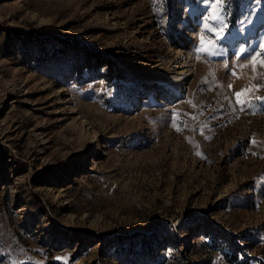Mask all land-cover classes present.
I'll return each instance as SVG.
<instances>
[{
	"label": "rangeland",
	"instance_id": "1",
	"mask_svg": "<svg viewBox=\"0 0 264 264\" xmlns=\"http://www.w3.org/2000/svg\"><path fill=\"white\" fill-rule=\"evenodd\" d=\"M0 22V264H264V0Z\"/></svg>",
	"mask_w": 264,
	"mask_h": 264
},
{
	"label": "snow or ice",
	"instance_id": "2",
	"mask_svg": "<svg viewBox=\"0 0 264 264\" xmlns=\"http://www.w3.org/2000/svg\"><path fill=\"white\" fill-rule=\"evenodd\" d=\"M160 2L162 3L163 0H160ZM216 2L219 3L220 0H216ZM203 3H205L208 7H211L212 6V3H213V0H203ZM217 19H220V17L219 16H214V15H205L203 17V27H204V29L207 32H214V26L211 24V21L212 20H217ZM200 50H201L200 48L197 49V51H200ZM204 50L207 51L208 49H204ZM240 51L243 52L244 49H241ZM262 55H264V54H262ZM261 63L264 64V60H262ZM236 96H237V102L238 103H244V102H241L239 100V96H240V93L239 92L236 93ZM262 99H264V98H262ZM254 142L255 141H253V143Z\"/></svg>",
	"mask_w": 264,
	"mask_h": 264
},
{
	"label": "trees",
	"instance_id": "3",
	"mask_svg": "<svg viewBox=\"0 0 264 264\" xmlns=\"http://www.w3.org/2000/svg\"><path fill=\"white\" fill-rule=\"evenodd\" d=\"M3 23V22H0V24ZM5 27V26H4ZM236 257V256H235Z\"/></svg>",
	"mask_w": 264,
	"mask_h": 264
},
{
	"label": "bare ground",
	"instance_id": "4",
	"mask_svg": "<svg viewBox=\"0 0 264 264\" xmlns=\"http://www.w3.org/2000/svg\"><path fill=\"white\" fill-rule=\"evenodd\" d=\"M188 69H186V71H187Z\"/></svg>",
	"mask_w": 264,
	"mask_h": 264
}]
</instances>
